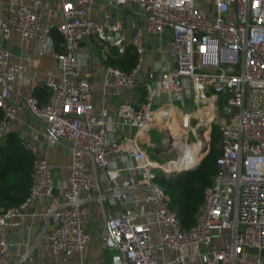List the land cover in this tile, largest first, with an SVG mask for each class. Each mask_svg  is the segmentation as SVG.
<instances>
[{
	"label": "built area",
	"instance_id": "built-area-1",
	"mask_svg": "<svg viewBox=\"0 0 264 264\" xmlns=\"http://www.w3.org/2000/svg\"><path fill=\"white\" fill-rule=\"evenodd\" d=\"M96 1L57 0L55 25L43 20L46 2L20 3L7 12L0 7V139L17 118L9 100L15 79L30 84L25 105L46 128L21 134L34 157L31 184L20 203L0 205V228L11 217L43 218L50 223L44 231L50 250L69 256L91 238L86 217L104 201L115 211L107 212L102 234L125 251V264H264V0H104L143 16L129 36L118 22L94 19ZM53 28L60 50L53 48ZM107 30L118 33L111 45L122 51L132 43L140 57L144 33L168 30L164 52L172 62L145 72L138 64L129 71L104 65L103 95L137 93L142 84L144 98L96 109L95 85L80 70L75 44L92 34L106 41ZM11 33L37 38L40 49L53 53L59 75L47 82L46 101L33 92L38 81L25 76L21 61L2 45ZM213 124L220 130L218 169L204 187L194 223L184 228L157 175L195 167L209 149ZM153 127L164 134L162 144L151 138ZM55 137L73 143L65 177L54 175L47 156ZM148 145L177 157L159 162ZM189 151L193 162L164 167ZM42 199L43 210L35 206ZM13 247L0 237V264H42Z\"/></svg>",
	"mask_w": 264,
	"mask_h": 264
},
{
	"label": "crops",
	"instance_id": "crops-1",
	"mask_svg": "<svg viewBox=\"0 0 264 264\" xmlns=\"http://www.w3.org/2000/svg\"><path fill=\"white\" fill-rule=\"evenodd\" d=\"M33 1L35 0H0V7L4 12H7L20 3H31ZM39 1L47 3V6L43 9V20L55 25L59 21L57 0ZM127 7L130 8L129 5H116L108 1L98 0L93 5L92 15L95 20L102 23L109 25L115 22L120 23L122 26L121 31H124L129 36L143 18L134 9H132L134 13H129L126 10ZM107 33L108 40L106 41L100 42L96 35L92 34L75 44V50L83 60L80 70L95 85L92 101L96 109L104 106L114 109L116 104L124 99L138 101L144 98V87L142 84L139 85L137 93L126 90L122 96H106L102 94L100 89L101 69L107 64L105 62L107 53L111 50V47H115L109 41L118 35L116 31L107 30ZM53 34V31H51L53 48L60 50L61 46L56 42L55 39L57 37ZM170 35L171 33L168 30L162 35L147 32L143 34L145 49L141 57L139 56L137 63L141 72L154 69L155 67H162L168 62H172L170 57L164 52V42ZM39 42L37 38H20L16 34L11 33L5 36L1 43L9 49L11 59L21 61L23 74L38 81L39 84L33 92L41 101H46L49 95L46 84L58 77L59 69L53 53L40 49ZM115 48L117 49V47ZM30 91L29 83H20L19 79H15L14 89L9 96V100L17 110V118L11 123L9 129L16 130L20 135L34 131L42 134L46 131L45 126L30 113L25 105L24 96ZM60 144L48 143L46 146L47 156L55 163L54 175L56 177H65L68 173L69 150L67 151V159L61 160L59 153L55 149V146ZM46 201V199L39 200L35 206L43 210L47 206ZM106 209L107 212L114 210L107 203ZM116 211L119 210L117 209ZM105 217L106 211L103 205L95 203L92 212L86 217L85 221L91 238L81 251H75L69 256L56 255L50 250L47 239L44 236V231L50 226V223L40 217L33 220H30L27 216L11 217L6 225L0 228V237L5 236L14 243V253L28 250L42 264H115L111 262L110 258L118 253L119 250L108 249L109 245L102 234ZM194 250L193 247L184 248L186 253H191ZM189 258L194 259L195 256L189 255ZM14 259L15 256L10 258L11 261Z\"/></svg>",
	"mask_w": 264,
	"mask_h": 264
},
{
	"label": "trees",
	"instance_id": "trees-1",
	"mask_svg": "<svg viewBox=\"0 0 264 264\" xmlns=\"http://www.w3.org/2000/svg\"><path fill=\"white\" fill-rule=\"evenodd\" d=\"M52 31L59 43L61 36L55 28ZM138 58L135 45L128 43L122 51L111 47L105 62L129 71L137 65ZM2 116L3 109L0 107V120ZM219 142L220 130L213 124L209 149L195 167L169 176L161 172L157 175V181L168 193L170 205L176 210L184 228L194 223L196 212L203 201L204 187L211 183L218 169L216 157ZM33 159L32 153L21 143V135L16 130H7L0 139V205L8 207L25 199L31 184Z\"/></svg>",
	"mask_w": 264,
	"mask_h": 264
},
{
	"label": "rangeland",
	"instance_id": "rangeland-1",
	"mask_svg": "<svg viewBox=\"0 0 264 264\" xmlns=\"http://www.w3.org/2000/svg\"><path fill=\"white\" fill-rule=\"evenodd\" d=\"M126 10L129 13H134L132 11L131 7L130 8L127 7ZM142 18H143V16H142ZM142 21H143V19H142ZM161 129H162V127H161ZM150 135H151V138L154 140V142L156 144H162L163 143L164 134L161 133V131L158 128L153 127L150 130ZM193 137H194L193 134H191L190 138H193ZM55 149L59 153L61 160L64 161L65 159H67V151L69 150V147L60 144V145H56ZM147 149H148V152H149L150 156L153 159L158 160L159 162H164L166 159L177 157V152L176 151L156 153L157 147L155 145L154 146L148 145ZM174 162H177V161H172V162H169V163L173 164ZM164 167L167 168L166 164H164ZM171 173H174V172H171Z\"/></svg>",
	"mask_w": 264,
	"mask_h": 264
},
{
	"label": "water",
	"instance_id": "water-1",
	"mask_svg": "<svg viewBox=\"0 0 264 264\" xmlns=\"http://www.w3.org/2000/svg\"><path fill=\"white\" fill-rule=\"evenodd\" d=\"M53 143H57V144L62 143V144L67 145L68 147H72V146H73V143H72V142L66 141V140H64V139H62V138H59V137H55V141H54ZM79 148H80V147H79ZM200 150H204V147H201ZM180 171H181V170L176 171V172H174V173L165 174V175H168V176H169V175H173V174L178 173V172H180ZM102 205H103V207H104V209H105V211H106V217H105V223H104V226H105L106 230L108 231V229H107V222H108L107 209H106V204H105L104 201L102 202ZM105 238H106L107 244L109 245V248H108V249H110V250L117 249V248H115V247L112 245L109 236L106 235ZM118 250H119V252L116 253V254H114V255H112L111 258H110V260H111V262H113V263H115V264H120V263L125 264V262H126L125 251H124L123 249H118ZM106 264H110V263H106Z\"/></svg>",
	"mask_w": 264,
	"mask_h": 264
},
{
	"label": "bare ground",
	"instance_id": "bare-ground-1",
	"mask_svg": "<svg viewBox=\"0 0 264 264\" xmlns=\"http://www.w3.org/2000/svg\"><path fill=\"white\" fill-rule=\"evenodd\" d=\"M193 146H194V143H190L189 144V147L191 149L193 148V150H194V147ZM192 152L193 151H191L189 153V155H186L185 154V155L181 156L180 159L177 162H174L173 164H170V163L166 164L167 168L168 169H172V168H175V167L181 168L182 166L187 165L190 161H193L194 160V157H193V153Z\"/></svg>",
	"mask_w": 264,
	"mask_h": 264
}]
</instances>
